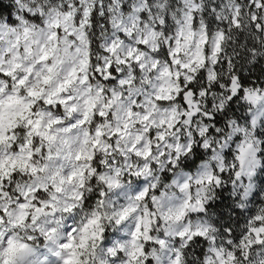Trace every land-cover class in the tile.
<instances>
[{
	"label": "clouds",
	"instance_id": "1",
	"mask_svg": "<svg viewBox=\"0 0 264 264\" xmlns=\"http://www.w3.org/2000/svg\"><path fill=\"white\" fill-rule=\"evenodd\" d=\"M102 2L0 0V264H264V60L212 63L206 0L116 30Z\"/></svg>",
	"mask_w": 264,
	"mask_h": 264
},
{
	"label": "snow or ice",
	"instance_id": "2",
	"mask_svg": "<svg viewBox=\"0 0 264 264\" xmlns=\"http://www.w3.org/2000/svg\"><path fill=\"white\" fill-rule=\"evenodd\" d=\"M81 0H77V3H80ZM107 5L109 6L106 12L101 13V9L104 8V3H100L95 11L91 13L92 22L95 23L97 13L102 15H108L110 17H114L115 19L106 21V23H110L114 30L124 26V17L128 16L130 19H138L143 26L144 24H148L152 21L159 19L158 16L154 15L155 12H159L163 10L165 13L164 19L160 20L159 24L163 25L169 19L167 13L171 8V3H175V0H106ZM141 4H147L148 6L145 8H141ZM209 5H212L209 7ZM244 5L247 9V24L243 25L236 17H231L232 26L224 23V20L220 18L218 9L221 7V3H216L213 5V0H206L203 10V16L209 17V21L204 23V20L201 18L199 21L201 25L204 27L205 32L204 36L201 40L203 44V51L205 55L209 52L208 41L210 39L215 38V49L212 52V55L215 56L216 53H219L222 57L221 60H213L212 63L218 66H233L236 61L233 59V56L239 52V49H243V52L239 53V56L242 60H249L253 63L254 67H257L256 64L257 59L264 60V0H244ZM2 11V8H0ZM11 15V13H10ZM84 15H88V12H84ZM227 19V18H226ZM213 25H217L219 27V31L214 30ZM159 27V25H158ZM239 31L241 38L243 39L242 44H237V46L232 50V54H229V49L222 48L221 41L225 39V34H228L229 38ZM169 32L168 28L164 29V33L167 34ZM121 37L125 35L123 31L118 33ZM191 38V34L189 35V39ZM231 39H229V43H231ZM141 48L144 47L143 44L140 45ZM179 52V49L176 50ZM259 54V55H258ZM174 63H179V61H173ZM182 67L187 68L188 65H181ZM143 67L142 65L140 66ZM139 68L136 69L137 74H139ZM191 71L195 72V69H191ZM261 74H264V68L259 69ZM111 75L116 77L118 69L111 68ZM205 76V71L201 69L198 79H203ZM243 84L247 82V77H237L233 76L230 81L232 85V94L229 99L232 104H235L237 100H239L244 95V90L239 87L238 84ZM114 82V81H113ZM123 83V81H121ZM189 89H194L193 84L188 85ZM214 87L219 90L223 87V85H214ZM204 94V93H202ZM183 93L181 94V98L183 99ZM208 105H211V101H208ZM243 107V105H241ZM234 110V109H233ZM103 115V114H101ZM239 139V137H237ZM40 195V193H37ZM3 213L0 212V216ZM237 226H239V222H237ZM264 231V229H262ZM204 234H197L196 242L199 243L200 237ZM233 235L236 236V239L239 240L240 236L233 232ZM207 243V241H205Z\"/></svg>",
	"mask_w": 264,
	"mask_h": 264
}]
</instances>
